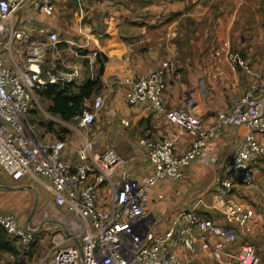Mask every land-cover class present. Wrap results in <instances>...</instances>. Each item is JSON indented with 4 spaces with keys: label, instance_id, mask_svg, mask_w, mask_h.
Here are the masks:
<instances>
[{
    "label": "crops",
    "instance_id": "obj_1",
    "mask_svg": "<svg viewBox=\"0 0 264 264\" xmlns=\"http://www.w3.org/2000/svg\"><path fill=\"white\" fill-rule=\"evenodd\" d=\"M54 3V11L47 14L40 11L38 0H25L14 14L12 25L37 41H48L49 33L56 32L61 46L49 51L48 62L57 58L63 67L81 66L83 78L76 85L89 80L87 59L78 53L101 51L105 56L101 76L105 112L98 114L100 123L93 134L105 149L114 147L125 159L127 168L137 176L151 169L146 147L140 142L142 138L169 136L176 152L183 154L193 136L166 115L151 112L145 104L130 106L125 97L127 80L169 62L167 109H194L204 124L210 125L219 111L229 109L235 95L248 89L253 79L228 60L231 41L236 42L231 36L248 30L247 21L254 25V20H261L260 43L264 50V0H54ZM6 62L11 66L25 62L17 41L10 46ZM259 76L264 79V70ZM243 139L241 127L225 126L208 143L203 154L186 168L182 179L160 183L151 190L148 220L155 232L167 230L181 210L193 209L216 222L225 221L221 203H216L214 188L223 175V164L238 150ZM259 140L264 144V135ZM66 142L67 157L77 161L80 145L76 148ZM92 142L97 153L105 150H98L97 142L94 139ZM253 169L254 185L237 183L228 197L251 208L252 232L242 234L228 246L226 259L243 245L253 244L264 264V157L254 160ZM107 190L105 185V206L109 202ZM159 194L162 198L158 199ZM0 212L15 213L20 224L29 225L38 233L37 243L19 258L41 264L46 259L44 256L53 257L54 244L62 235L59 232L62 225L54 219L64 218L66 212L54 203V197L39 180L31 175L14 180L0 167ZM214 263L222 264L210 252L199 253L197 264ZM0 264H17V260L13 254L0 251Z\"/></svg>",
    "mask_w": 264,
    "mask_h": 264
},
{
    "label": "built area",
    "instance_id": "obj_2",
    "mask_svg": "<svg viewBox=\"0 0 264 264\" xmlns=\"http://www.w3.org/2000/svg\"><path fill=\"white\" fill-rule=\"evenodd\" d=\"M24 2L0 0V167L14 180L28 175L36 178L52 194L54 203L65 208L66 216L54 219L62 225V235L54 244L48 264H197L201 251L210 252L222 264H261L252 244L243 245L230 259H226V249L242 234L252 232L251 208L228 197L237 183L254 185L253 162L264 157V144L259 140L264 135V79L245 60L230 55L232 66L253 79L243 94L231 99L228 110L219 111L214 122L205 125L194 109H167L170 64L164 62L154 71L127 80L125 97L130 106L145 104L151 112L166 115L192 134L190 147L179 154L169 136L142 138L151 169L137 176L114 147L97 153L85 135L76 153L77 161L72 162L67 157L66 140L40 141L29 116L38 92L50 84L80 82L84 69L63 67L57 58L47 61L49 51L58 50L61 42L56 32L49 33L48 41H37L13 27V16ZM38 6L51 14L55 3L38 0ZM16 41L25 62L11 66L6 55ZM100 55L99 50L84 54L89 79L98 75ZM45 64L48 67L44 70ZM103 105V99L97 98L72 120L86 129L95 123ZM225 126L244 130L242 143L223 164V175L214 188L225 221L216 222L193 209L181 210L167 230L155 232L148 220L151 190L160 183L182 179L186 168ZM107 183L116 187L105 206L100 188ZM157 197L162 198V194ZM0 226L26 250L37 243L36 229L20 224L15 213L0 212Z\"/></svg>",
    "mask_w": 264,
    "mask_h": 264
},
{
    "label": "rangeland",
    "instance_id": "obj_3",
    "mask_svg": "<svg viewBox=\"0 0 264 264\" xmlns=\"http://www.w3.org/2000/svg\"><path fill=\"white\" fill-rule=\"evenodd\" d=\"M243 20H245V18ZM247 22L250 26L248 30H244L241 34H235V35L233 34L231 36V39L234 37L236 42L231 41V49L229 48L227 57H228V60L230 61V55H233V54L237 55L239 58L245 60L246 63H248V65L250 66V68L253 70L254 73L260 75V71L264 70V50L262 49L261 43H260L262 33L259 32V29H260L259 27L261 26L262 23H261V20L259 22L254 20V25L251 24L249 21ZM58 46L60 47L61 43H59ZM84 54L85 52L80 53V54L78 53V55H84ZM48 59L49 57H47V61H50ZM99 60L101 61L105 60V56L102 53L99 57ZM99 66H100V63H99ZM171 66H172V63H171ZM45 67L47 68L48 64H45ZM200 83L201 85L204 84L203 82H200ZM246 85H247V82L243 83L244 87H246ZM199 89H202V88H199ZM205 92H208V91H205ZM237 92H240V91H237ZM97 98L103 99L104 105L99 111V113H102V112L104 113L105 112V87L104 86L100 89V91H98L93 96L92 100L88 104L90 105L94 103V101ZM48 105H49L48 101L41 95V93H37L34 99V102H33V108L29 116V123L31 125V128L34 134H36L37 138L40 141L44 142L46 140L49 141V140H56V139H66L68 142H70V145H73L77 148L83 142L85 135H88L91 140L94 139L97 142L98 150L105 149V145H102L101 142L97 141L95 138V135L93 134L95 129H97L96 125L100 123V117L97 118L94 124L84 129L78 126V124L75 123L73 120L65 121L53 115L52 113L49 112ZM52 118H55V120ZM101 120H103V118ZM49 123H52V126H49L48 125ZM105 185L108 189L107 190L108 194H107L106 199L109 201H110V195L114 192V189L116 187V184H109V183L104 184V186L102 187L103 193H102V198H101L103 202H105ZM216 203L220 205L219 202H216ZM24 250L26 251V249ZM44 257H46V259L44 260V263H41V264H48L51 260V256H44ZM16 260H17V264H39L40 263V262L36 263L33 260L25 261L21 258H18V259L16 258Z\"/></svg>",
    "mask_w": 264,
    "mask_h": 264
},
{
    "label": "trees",
    "instance_id": "obj_4",
    "mask_svg": "<svg viewBox=\"0 0 264 264\" xmlns=\"http://www.w3.org/2000/svg\"><path fill=\"white\" fill-rule=\"evenodd\" d=\"M99 63L98 75L95 79H89L81 85L75 83L50 84L38 92L48 101L49 112L65 121H71L82 113L93 96L103 87L101 76L104 73L105 60H99ZM48 125L52 126V123ZM0 251L9 252L17 259L25 251L9 237L2 226H0Z\"/></svg>",
    "mask_w": 264,
    "mask_h": 264
}]
</instances>
